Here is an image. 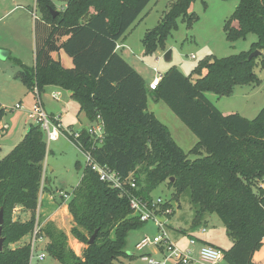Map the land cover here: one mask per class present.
Wrapping results in <instances>:
<instances>
[{
    "label": "trees",
    "instance_id": "16d2710c",
    "mask_svg": "<svg viewBox=\"0 0 264 264\" xmlns=\"http://www.w3.org/2000/svg\"><path fill=\"white\" fill-rule=\"evenodd\" d=\"M56 1L63 9L54 17L50 9H57ZM194 1L177 0L171 5L163 22L144 38L147 54L164 47L179 16L190 25L194 15L189 8ZM150 2L36 0L40 15L35 19V65L12 58L20 69L17 77L30 92L36 86L41 94L48 86L69 91L90 122L101 116L105 138L92 154L122 178L133 174L137 189L131 192L151 200L153 191L168 183L174 188L172 203L189 189L197 207L195 224L206 212L215 213L233 238L229 249H221L223 259L228 264H258L254 254L264 240V188L260 187L264 181V108L254 119L225 114L206 92L230 96L235 86L259 81L254 73L257 58L249 59V55L264 49V0H239L224 26L229 40L255 33L258 41L250 51L223 58L208 55L189 75L173 65L155 90L116 49ZM61 50L72 58L73 67H65L53 57ZM150 94L164 100L198 137L189 153L178 145L168 126L148 110ZM5 113L0 102V122ZM86 134L83 140L91 146ZM47 153L43 130L31 125L20 143L0 160V210L4 209L5 220L0 264H30L29 244L17 248L8 244L34 229L42 184L43 191L46 189ZM191 153L197 158L190 159ZM18 206L31 212L29 220L13 221ZM68 209L76 224L71 233L77 240L88 244L97 229L98 235L80 257L69 247L67 234L47 222L42 227L45 250L62 264H114L125 254L128 232L145 224L132 213L129 196L102 181L88 166L81 183L73 189Z\"/></svg>",
    "mask_w": 264,
    "mask_h": 264
},
{
    "label": "rangeland",
    "instance_id": "374dc122",
    "mask_svg": "<svg viewBox=\"0 0 264 264\" xmlns=\"http://www.w3.org/2000/svg\"><path fill=\"white\" fill-rule=\"evenodd\" d=\"M176 1L151 0L135 23L119 41L120 45L124 43L127 46V49L122 50L123 54L127 57L129 56V60L143 74H146L148 78L156 75L154 68H157L163 74L173 65H176L185 75H189L198 62L208 55H213L217 58L236 55L243 51H250L253 43L258 41V36L253 32H248L245 37L236 40H229L227 38L224 26L226 21L233 17L239 0H195L189 8V12L194 15L190 25H188V21L183 16H179L177 18V26L171 29L165 38L164 47L159 46L153 54H147L144 44L146 34L151 30H155L163 22L171 5ZM23 4L30 11L29 17H27V24L24 22L23 28L18 30L16 28L14 30V39L10 38L11 33L8 34V37H3V39L19 43L18 40L24 37L22 44L24 40H27V42H30L31 38L33 40L34 12L38 16L40 13L36 0H27ZM56 4L57 10L63 9L62 3L56 1ZM7 22L8 20L6 19L0 23V32L3 31L4 24ZM232 23L234 26H238L237 21H233ZM169 50L172 51L171 61L165 59V55ZM32 51L33 53H27L26 59L28 60L26 61H30L31 57L33 59L35 48ZM260 51L262 53L256 57L254 66V73L259 79L258 82L237 85L230 96H219V94L211 91L206 92L207 97L220 111L227 114L238 113L248 119H254L264 108V64L262 63L264 49ZM61 52L66 55L64 50H61ZM192 55L195 58H192ZM7 66H12L16 72L19 69L11 59L7 60ZM193 78L196 79L197 77L193 75ZM18 79L17 84L20 91L17 87L13 86L11 91H6L2 96L6 113L0 122V160L20 143L31 125H37L36 121L31 118V108L36 101L35 94L33 91L27 94L24 83L20 78ZM50 93L52 91L48 90L46 93L41 94L43 102L47 101ZM71 100L77 103L75 99ZM58 103L60 102L53 99V104ZM17 104H21L23 107L17 109L15 107ZM148 110L153 112L162 123L168 126L172 137L186 153H189V149L193 148L198 142V137L172 111L169 105L162 99L156 100L150 94L148 98ZM65 111L67 109L63 113ZM76 111L77 109L71 107L69 111L71 114L70 119L76 116ZM80 118L83 121L80 123L74 121V124L77 125L74 126V130H84L88 125V118L83 113ZM46 140L48 144V153L44 161V166L47 169L44 175L46 177L44 185L46 191H42L40 197L42 195V203H44V200L47 199V194H51L54 206H51L50 212L47 215H44L43 210H41V224L45 227L47 222H51L57 228L63 230L68 236L69 247L78 256L82 257L88 244L80 242L73 236L71 232L76 227L73 216L70 212V214H67L68 212L66 213L64 209L58 211V205H61V203L58 204L56 201L67 202L62 196V191H71L81 183L84 170L87 166V158L72 138L64 133L57 140L49 142L47 137ZM189 158L194 160L197 158V155L191 153L189 154ZM260 183V187L264 188V181ZM254 190L258 192L257 188H254ZM173 192V187L168 183H162L153 191L152 196L170 201ZM176 203L177 205L174 207L173 213L167 218H162V221L166 222L167 233L173 242L184 245L186 240L188 241L189 235H191L196 238V243L193 247L196 249L197 254L200 247L204 244H211L223 250L231 247L233 238L228 234L223 221L217 214L206 212L199 224H195L197 207L192 203L191 191L189 189L180 195ZM20 207L18 206L15 209L13 221L25 222L31 218L32 214L30 211ZM56 212H58L57 215H55ZM203 229L206 231L203 232ZM85 233L88 234L87 231ZM159 233V228L153 221H148L142 227L130 230L126 237L125 254L120 256L114 264H145L141 258L142 252L136 247L137 243L145 235L153 238L159 235ZM30 237L31 233L25 235L17 242L9 243L8 247L17 248L30 244ZM43 250H45V245L38 243L36 254ZM147 251L148 253L156 252L155 248H149ZM259 251L264 255V240ZM32 264L62 263L47 254L44 260L40 261L35 258ZM218 264L228 263L222 259Z\"/></svg>",
    "mask_w": 264,
    "mask_h": 264
},
{
    "label": "built area",
    "instance_id": "2783aa9c",
    "mask_svg": "<svg viewBox=\"0 0 264 264\" xmlns=\"http://www.w3.org/2000/svg\"><path fill=\"white\" fill-rule=\"evenodd\" d=\"M37 17L36 12H34V18L36 19ZM119 48H121V45L117 43L116 49ZM192 58H195V56L192 55ZM154 70L156 75L149 83L151 90L157 89L164 74H161L157 68H154ZM33 93L35 94L36 101L31 108V118H33L37 125L41 127L49 142L59 139L62 133L72 138V140L85 154L87 158V166L95 171L102 181L106 182L111 187L118 189L122 194L129 196L132 213L135 216H138L144 223L153 221L159 228V235L153 238L145 235L137 243L136 247L142 252L141 258L145 264H176L179 262L183 264H218L223 259L222 250L211 244L202 245L198 250V254L194 250H183L178 247L167 233L166 222L162 221V218H167L173 213L174 205L161 197H153L151 200H146L136 195L131 192V189H137L136 180L133 174H130L126 178H122L115 170L110 168L108 165L100 164L94 158L92 150L101 145L105 138L104 123L100 115L96 117L95 121L90 122L84 130H74L71 127H65L58 116L53 117L47 112L37 86L34 88ZM53 97L59 99V94L53 93ZM15 107L17 109H21L23 106L21 104H17ZM85 133H87L86 135L89 137V143H91V146H88L83 140ZM46 171L47 169L44 166V175ZM42 191L43 184L41 192ZM72 195L73 190L68 192L62 191V196L67 202H69ZM42 201L43 198L41 195L36 213L35 226L30 237V264H32L35 258L40 261L44 260L47 255L46 250L36 254L37 244L42 243L46 245L47 243L46 237L42 232L43 225L40 220ZM203 231H205V229ZM190 242L194 244L195 239L191 238ZM149 248H155L156 252L148 253L147 250Z\"/></svg>",
    "mask_w": 264,
    "mask_h": 264
},
{
    "label": "crops",
    "instance_id": "0c3cea01",
    "mask_svg": "<svg viewBox=\"0 0 264 264\" xmlns=\"http://www.w3.org/2000/svg\"><path fill=\"white\" fill-rule=\"evenodd\" d=\"M25 1H27V0H4V1L0 0V23L5 21L6 19L8 20V22L4 24L5 26H4L3 31L0 32V102L2 103L3 106H4V102L2 100V96L6 91H11L13 89L12 88L13 86L17 87L20 91V88L17 84L18 83L17 81L19 80L18 79L19 77H17V74H18L20 69H17V72H16L12 66H7V60H10V59L12 60V58H17L23 64H25L27 66H34L35 65V52L33 54V59H31L32 58L31 57L30 61H26V60H28V59H26L27 53H30V52L33 53L32 50H34V48H35V23H34V28H33V33H34L33 34V40L31 38L30 42H27V40H24L23 44H22V39L24 37H22L21 39L18 40L19 43H13L12 41H8V40L3 39V37H8L9 33H11L10 38L14 39L15 38L14 37V30L16 28H17V30L23 28L24 22L27 24V17H29L30 11L25 8V5L23 4V2H25ZM124 49H127V46L123 43V44H121V48L117 49V52H119L123 56V58L127 62H129L143 76L146 83L149 85V83L153 80V78L155 76L148 78L146 76V74H143L138 69V67L132 61L129 60L130 59L129 56L127 57L123 54L122 50H124ZM56 53H58L57 56H56ZM5 57H7V58L4 60ZM53 57L55 59H59L64 64V66H69L68 68L73 67V60L68 54L64 55V54H62L61 51H59V52H54ZM24 87L26 89L27 94L32 93L26 88L25 85H24ZM48 90H50V92L52 91V93H58L59 99L54 98L53 95H51L52 93H50V97L47 99V101L43 102L45 109L47 110V112L51 116H53V117L58 116L60 118V121L62 122V124L65 127H71L74 129V126H77L76 124H74V121H78L79 123L82 122L83 120H82V118H80V116L82 115V113L85 115V113L80 110L79 103L77 101H76L77 103L72 102L71 99H73V98L71 97V93L69 91L63 90L60 87L48 86V87H46L44 93H46ZM52 98L55 99L56 101L60 102V103L53 104ZM71 107H74L75 109H77L76 116L72 117V119H70L71 114L69 113ZM65 109H67V111H65V113H63V111ZM225 114H227V113H225ZM87 121H88V125H89L90 120L88 119ZM191 149H192V147L189 150H191ZM47 195H48L47 199L44 200V203H42V206H41V210H43L44 215H47L50 212V208L52 205L54 206V204H52V203H54L53 196L51 194H47ZM59 201L60 202L56 201V203H58V204L61 203V205L60 204L58 205V211L61 209H64V211L66 213L68 212L67 214H70L69 209H68V202L64 203L61 200H59ZM172 205H174V207H176L177 203L175 201H173ZM20 208H22V207H20ZM57 213L58 212H56L55 215H57ZM205 231H203V232H205ZM191 238H194L196 240L195 237L189 235L188 241L186 240V243H184V245L179 244L177 242H174V243L183 250L191 249L197 253L196 249L193 247V245H195L196 242L194 244H192L190 242ZM254 261L257 262L258 264H264V255L261 254L260 251H257L254 254Z\"/></svg>",
    "mask_w": 264,
    "mask_h": 264
},
{
    "label": "water",
    "instance_id": "95a60500",
    "mask_svg": "<svg viewBox=\"0 0 264 264\" xmlns=\"http://www.w3.org/2000/svg\"><path fill=\"white\" fill-rule=\"evenodd\" d=\"M51 13L53 14V16H57L59 14V10L51 8L50 9ZM261 51L260 50H255L253 51L250 55H249V59L253 58V57H257L259 55H261ZM165 59L167 61H171L172 60V51H168L165 55ZM172 181H174V178L171 179ZM4 209L2 208L0 210V252L3 251L4 249V242H5V238L2 236V230H3V225H4ZM98 235V229L92 234V236L90 237L89 241H88V245H92L95 243V240L97 238Z\"/></svg>",
    "mask_w": 264,
    "mask_h": 264
}]
</instances>
